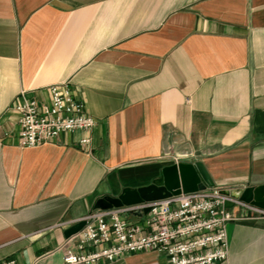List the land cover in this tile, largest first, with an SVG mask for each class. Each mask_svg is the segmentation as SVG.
<instances>
[{
    "label": "crops",
    "instance_id": "1",
    "mask_svg": "<svg viewBox=\"0 0 264 264\" xmlns=\"http://www.w3.org/2000/svg\"><path fill=\"white\" fill-rule=\"evenodd\" d=\"M64 83L97 121L92 144L67 132L21 147L14 103ZM176 158L221 189L264 184V0H0V264H61L66 230L100 198L151 185ZM227 231L224 264H264V219Z\"/></svg>",
    "mask_w": 264,
    "mask_h": 264
},
{
    "label": "built area",
    "instance_id": "2",
    "mask_svg": "<svg viewBox=\"0 0 264 264\" xmlns=\"http://www.w3.org/2000/svg\"><path fill=\"white\" fill-rule=\"evenodd\" d=\"M50 94L49 102H41L23 92L14 103L20 146L34 148L57 140L63 133L82 132L86 136L79 145L89 147L92 139L88 134L96 126V119L87 113L70 84L53 85ZM175 160L178 163L179 158ZM221 190L213 187L149 203L150 211L140 222L124 216L131 213L129 207L95 210L82 219L86 222L82 231L65 243L61 264L114 261L147 250L166 255L170 264H224L229 258L227 225L264 219V209L225 196ZM227 202L233 207H226ZM71 243L78 252L70 248ZM1 264L18 263L11 259Z\"/></svg>",
    "mask_w": 264,
    "mask_h": 264
},
{
    "label": "water",
    "instance_id": "3",
    "mask_svg": "<svg viewBox=\"0 0 264 264\" xmlns=\"http://www.w3.org/2000/svg\"><path fill=\"white\" fill-rule=\"evenodd\" d=\"M215 187L206 169L200 163L181 162L163 168L161 177L149 186L138 189L126 188L119 197L100 198L95 210H111L129 207L131 214L142 218L150 211L149 203L170 198L181 193H193ZM221 194L233 199H239L264 209V184L242 185L239 187L222 189ZM139 206H144L138 210ZM226 207L232 208L233 203L227 202ZM81 220L65 232L67 238L77 235L85 227Z\"/></svg>",
    "mask_w": 264,
    "mask_h": 264
}]
</instances>
